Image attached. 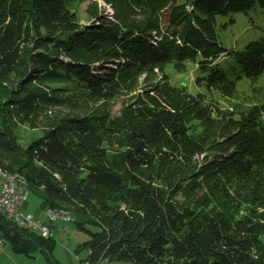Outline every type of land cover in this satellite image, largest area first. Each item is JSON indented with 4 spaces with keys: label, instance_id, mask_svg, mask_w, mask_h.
I'll use <instances>...</instances> for the list:
<instances>
[{
    "label": "trees",
    "instance_id": "trees-1",
    "mask_svg": "<svg viewBox=\"0 0 264 264\" xmlns=\"http://www.w3.org/2000/svg\"><path fill=\"white\" fill-rule=\"evenodd\" d=\"M71 1L0 0V169L82 217L91 264H264V35L229 49L218 25L264 0H105L87 23ZM187 61L198 93L167 71ZM0 231L55 262L56 238L1 208Z\"/></svg>",
    "mask_w": 264,
    "mask_h": 264
},
{
    "label": "rangeland",
    "instance_id": "rangeland-1",
    "mask_svg": "<svg viewBox=\"0 0 264 264\" xmlns=\"http://www.w3.org/2000/svg\"><path fill=\"white\" fill-rule=\"evenodd\" d=\"M68 4L70 9L76 12L80 23L93 21L94 18L90 11L96 7L99 8L100 11L105 10V12L108 13H112V11H114L105 0H72ZM218 25L220 38L224 46L229 49H241L251 40L264 35V13L261 7L257 5L248 12H238L229 16H218ZM231 59L232 57L230 56L223 59V62L226 64L227 71H230V69L232 70L230 64L228 63ZM167 71L171 73V82L179 83L184 80L188 83L187 85L189 86V90L193 93H198L199 90L205 89L196 83V65L191 61L186 62V67L183 71L177 69L173 64L168 65ZM255 84L256 86H262L264 89V74L260 76ZM252 86V84L249 86V83L245 81L241 84L240 89L245 93L247 92L252 94ZM136 91L137 90L134 92L131 91L130 86L122 88V90H120L118 94L109 102L112 113H119L125 101L131 98ZM217 98L224 106H227L230 103L229 99H224L220 96H217ZM16 134L18 141L27 146L31 140L42 134V129L37 122L32 123L31 121H26L19 125L16 130ZM23 176L24 175H22V177ZM22 186L28 190L25 183L22 184ZM33 195L34 194H28V196H31L30 198H33ZM41 200L43 201V199ZM47 209L48 207L45 209V212ZM39 210L41 209L39 208ZM71 215L73 219L70 221L57 220L48 222L52 230V234L54 233V237L58 240L57 249L59 254L60 252L63 253V246L66 241L70 240L71 244L74 242L76 246H78V244L90 239L91 237L87 231L79 228L77 225V220H80L82 217L73 213H71ZM88 228L93 231H97L99 229L97 226L92 224H89ZM81 254L84 257L83 259L88 258V250L82 251ZM18 255L26 258L27 263L28 261L34 262L33 258H30L26 253H18ZM36 255H38V257H40L46 264V259L41 253L35 254L34 257H36ZM114 263L135 264L132 261H116Z\"/></svg>",
    "mask_w": 264,
    "mask_h": 264
},
{
    "label": "built area",
    "instance_id": "built-area-1",
    "mask_svg": "<svg viewBox=\"0 0 264 264\" xmlns=\"http://www.w3.org/2000/svg\"><path fill=\"white\" fill-rule=\"evenodd\" d=\"M0 177V208L5 210L8 217L20 227L37 231L44 236H51L49 221H70L73 219L72 217H64V211L46 210L45 218H41L33 212L25 210L23 204L28 199L29 193L20 188V180L9 178V176L3 175L2 171H0ZM0 244H2V239H0ZM79 264H82V259Z\"/></svg>",
    "mask_w": 264,
    "mask_h": 264
},
{
    "label": "crops",
    "instance_id": "crops-1",
    "mask_svg": "<svg viewBox=\"0 0 264 264\" xmlns=\"http://www.w3.org/2000/svg\"><path fill=\"white\" fill-rule=\"evenodd\" d=\"M0 181H1V177H0ZM28 191L29 194H34V195L33 198H30L31 196H28V199L23 204V208L25 210L33 212L38 217L45 218V213H46L45 209L49 207V204L45 199L44 195L42 194L41 191H34V190L33 191L28 190ZM41 199H43V201ZM39 208L41 210H39ZM52 235L54 236V233ZM0 239H2V244H0V264H45L44 261H42L41 258L38 257V255L34 257L35 254L41 252H34L31 254H27L30 258L32 257L34 260V262L28 261L27 263L26 258L21 257V255H18V253H16L13 250L10 242L3 237L1 231H0ZM56 242L57 245L53 254V258L55 262L47 263L46 261V264H79L80 260L84 258L81 253L76 252V248L78 246H76L74 242L71 244L70 240L66 241L63 246L64 247L63 253L60 252V254L58 253V249H57L58 240H56ZM114 262L116 261H112V262L105 261L100 264H115Z\"/></svg>",
    "mask_w": 264,
    "mask_h": 264
},
{
    "label": "bare ground",
    "instance_id": "bare-ground-1",
    "mask_svg": "<svg viewBox=\"0 0 264 264\" xmlns=\"http://www.w3.org/2000/svg\"><path fill=\"white\" fill-rule=\"evenodd\" d=\"M0 171H2L3 175L9 176V178H14L15 180H20V188L25 189L22 186V184L25 183L24 177H22L18 173H10V172L4 171L2 169H0ZM25 191H28V190L25 189ZM28 193H29V191H28ZM55 210L56 211H64V217H72L70 211H68L66 208H63V207H51V206H49L47 209V211H55ZM82 264H90V260L89 259H82Z\"/></svg>",
    "mask_w": 264,
    "mask_h": 264
}]
</instances>
